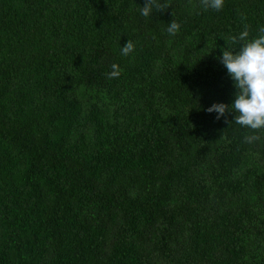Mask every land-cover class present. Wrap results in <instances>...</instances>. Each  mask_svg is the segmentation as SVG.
Masks as SVG:
<instances>
[{
  "label": "trees",
  "instance_id": "1",
  "mask_svg": "<svg viewBox=\"0 0 264 264\" xmlns=\"http://www.w3.org/2000/svg\"><path fill=\"white\" fill-rule=\"evenodd\" d=\"M145 2L0 0V264H264V129L207 111L264 0Z\"/></svg>",
  "mask_w": 264,
  "mask_h": 264
},
{
  "label": "clouds",
  "instance_id": "2",
  "mask_svg": "<svg viewBox=\"0 0 264 264\" xmlns=\"http://www.w3.org/2000/svg\"><path fill=\"white\" fill-rule=\"evenodd\" d=\"M170 4L167 0H146L140 9L141 15L148 17L153 10H165ZM200 5L205 9L219 11L224 6V0H200ZM180 25L173 19L167 28L170 35H176ZM225 48L220 57L221 63L226 67L229 76L234 81L237 91L235 99L229 106L225 103H214L207 111L217 113V119L223 116L226 110H235V123L250 128L254 132L264 129V27L259 29V35L249 39V26L244 25L243 31L238 36H232L230 43L226 41ZM239 50L232 45H240ZM134 49L131 40L122 47V55H128ZM110 78H117L121 73L119 65L113 64ZM258 135H246L245 142L252 143L258 140Z\"/></svg>",
  "mask_w": 264,
  "mask_h": 264
}]
</instances>
